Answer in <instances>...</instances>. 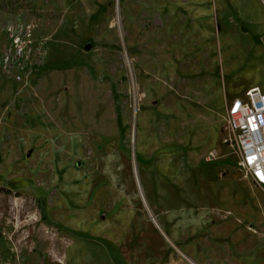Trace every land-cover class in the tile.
I'll return each instance as SVG.
<instances>
[{
	"label": "rangeland",
	"instance_id": "374dc122",
	"mask_svg": "<svg viewBox=\"0 0 264 264\" xmlns=\"http://www.w3.org/2000/svg\"><path fill=\"white\" fill-rule=\"evenodd\" d=\"M253 84L264 0H0V264H264Z\"/></svg>",
	"mask_w": 264,
	"mask_h": 264
},
{
	"label": "built area",
	"instance_id": "2783aa9c",
	"mask_svg": "<svg viewBox=\"0 0 264 264\" xmlns=\"http://www.w3.org/2000/svg\"><path fill=\"white\" fill-rule=\"evenodd\" d=\"M227 105L228 123L240 152L239 167L264 185V90L250 86Z\"/></svg>",
	"mask_w": 264,
	"mask_h": 264
},
{
	"label": "water",
	"instance_id": "95a60500",
	"mask_svg": "<svg viewBox=\"0 0 264 264\" xmlns=\"http://www.w3.org/2000/svg\"><path fill=\"white\" fill-rule=\"evenodd\" d=\"M243 30L247 31V27L246 26H243ZM242 170L239 169V172H241Z\"/></svg>",
	"mask_w": 264,
	"mask_h": 264
},
{
	"label": "bare ground",
	"instance_id": "6f19581e",
	"mask_svg": "<svg viewBox=\"0 0 264 264\" xmlns=\"http://www.w3.org/2000/svg\"><path fill=\"white\" fill-rule=\"evenodd\" d=\"M252 86H258V84H253ZM135 170V169H134ZM137 174V173H136ZM136 179H137V175H136ZM137 182H138V180H137Z\"/></svg>",
	"mask_w": 264,
	"mask_h": 264
}]
</instances>
